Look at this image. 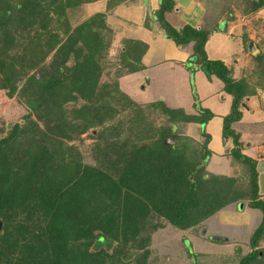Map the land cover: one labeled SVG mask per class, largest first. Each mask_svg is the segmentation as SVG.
Instances as JSON below:
<instances>
[{"label": "trees", "instance_id": "obj_1", "mask_svg": "<svg viewBox=\"0 0 264 264\" xmlns=\"http://www.w3.org/2000/svg\"><path fill=\"white\" fill-rule=\"evenodd\" d=\"M122 1L107 0V9ZM81 2L0 0V85L10 96L19 92L30 107L24 124L15 122L0 136V264H130L133 251L134 264H147L157 230L171 223L189 235L225 204L247 196L262 212L251 236L253 248L223 262L251 264L264 232V198L259 196L257 161L241 151L232 123L241 116V97L254 89L244 77L231 76L222 59L207 56L209 30L189 24L176 28L165 17L174 1L159 0L151 12L164 34L179 46L193 41L188 62L209 79L216 75L232 95L221 134L223 140L232 139L236 176L209 171L205 159L211 135L204 125L214 113L197 103L198 112H189L162 99L136 102L117 79L100 83L101 59L108 49L106 12L71 24L66 10ZM251 4L257 9L264 0ZM124 40L121 59L129 65L124 72L142 69L148 44L134 37ZM260 73L264 77V69ZM127 107H134L129 125L119 119L105 124ZM157 108L165 115L159 124L148 114ZM189 122L197 123L200 139L178 132ZM90 127L95 128L94 161L85 162L66 140ZM192 254L191 264H199L206 253Z\"/></svg>", "mask_w": 264, "mask_h": 264}, {"label": "rangeland", "instance_id": "obj_2", "mask_svg": "<svg viewBox=\"0 0 264 264\" xmlns=\"http://www.w3.org/2000/svg\"><path fill=\"white\" fill-rule=\"evenodd\" d=\"M207 2L213 4L209 3L212 5L208 6L211 13L205 15L206 19L215 15L219 8L228 7L230 9L233 32L238 34L242 42V51L240 52V43L236 39H226L221 35V32L226 30V19L213 23L214 26L218 25V28L222 30H216L214 34H212L213 28L210 32L207 31L208 20L205 19L206 25L202 24L203 29L207 31V36L211 37L206 42L205 48L209 56L221 57L230 73L232 69L237 73L240 72L241 77H244L254 89L253 93L244 94L241 97V101L246 103V107H242L241 116L233 123V127L238 130L242 139L241 151L252 155L257 161L259 196L264 198V77L260 73L264 69V5L252 9V0H207ZM84 3L86 2L82 0L77 6L67 8L71 24L85 19L87 14L91 15L95 5L86 6L87 4H85L81 7ZM125 3L114 6L115 15L109 12L108 17L105 16L103 20L105 26L107 25L103 26V33L104 39L108 42V49L101 59L104 74L100 77V83L117 79L119 88L131 100L136 99V102L159 97L164 98L167 105H182L181 107L187 108H184L185 110H192L194 103L209 108L214 114L206 123V130L211 134L209 141L211 151L205 159L207 169L215 173L227 172L236 176L237 167L229 162L228 153H225V146L231 144L233 146V142L228 138L229 142L224 144L221 139L222 115L229 110L230 105L228 93L221 88L223 81L215 77L210 81L203 70L198 69L192 61L188 62V59L193 60V57H189L193 49H182V46H178L179 49L175 50V45L167 41V35H163L164 38L160 35L154 36L145 27L140 28L136 34L145 39L148 38L150 51L147 61L153 65L133 71L134 73L124 72L129 68V65L122 62L121 49L125 45L124 39L134 36V21L140 18L141 13L139 7L134 4V0H125ZM200 8L199 11L196 8L198 17H196L194 6L191 4L185 10H181L178 15L173 13V19L188 20L191 23L203 20V5ZM225 10L223 9L221 12ZM116 13L119 16H116ZM229 28L231 29V26ZM249 42L252 43L250 49L248 48ZM255 44L257 48L254 46ZM258 53H261L262 57L256 56ZM52 54L53 51L45 57L44 62L49 61ZM237 59L241 63L242 69H240L241 65L237 70L235 69V60ZM69 62L74 61L69 60ZM120 73L123 74L119 75ZM70 105L67 104V106ZM194 108L196 109L195 106ZM254 110L257 112L256 115L252 114ZM29 111L30 107L19 92L10 96L6 93V89L0 85V136L7 134L15 122L24 124L26 122L24 115ZM196 112L198 111L196 110ZM133 114L134 107L124 108L115 114V119L109 120L105 124L119 119L126 127ZM148 114L149 119L156 124L165 121V115L158 108L149 109ZM30 116L35 117L33 113ZM93 129L95 128L90 127L85 132L66 140L68 144L75 145L80 150L85 162L94 161L91 155V145L96 139ZM178 132L200 139L197 123H183ZM132 135H134V131ZM242 173L245 175V172L242 171ZM225 181L228 182V180ZM249 200L250 197L247 196L225 204L198 223L195 226V232L189 235L183 234L182 230L168 223L154 233L149 244L151 252L147 264H191L195 260L193 254L191 257L188 255L189 251L206 253L201 256L199 264H228L223 261H229L232 258L235 261L239 257L235 255V252L244 255L253 248L250 245L251 236L262 218L261 210L251 206ZM212 201L216 202L217 197ZM2 226L3 222H1L0 234L3 232ZM214 235L226 237V239L214 238ZM256 243L255 247L259 249L251 264H264V232ZM140 252L141 250H135V254ZM131 258L130 264H134V251Z\"/></svg>", "mask_w": 264, "mask_h": 264}, {"label": "crops", "instance_id": "obj_3", "mask_svg": "<svg viewBox=\"0 0 264 264\" xmlns=\"http://www.w3.org/2000/svg\"><path fill=\"white\" fill-rule=\"evenodd\" d=\"M144 0H134V4L136 5V6H138L139 7V9H140V11H141V13H140V18L139 19H137L136 21H134V36H132V35H130V36H132V37H134V38H138V39H141V40H143V41H145L147 44H148V47H147V50H146V52L144 53V55L142 56V61H143V63H144V66H143V68L142 69H144V68H146L147 66H151V65H153V63H150L149 64V61H147V56H148V54H149V51H150V49H149V43H148V41H147V39L148 38H144L143 36H140L139 34H136V32H139V29L141 28H146V30H149L151 33H153V35L154 36H156V35H160L162 38H164L163 37V35H165L164 34V30L161 28V27H158V23H157V21H156V18H154L153 16H152V13H151V11H153V10H155V9H157L158 8V6H159V0H146V1H144ZM174 1V5H173V7L170 9V10H168V11H166L165 12V17H166V19L173 25V26H175L176 28H181L184 24H190V25H193V26H196V25H201V27H202V24L204 23L205 25H206V20H208L209 22V25H211V23H212V25L211 26H209V25H206V27L207 28H211L212 26H213V23L214 22H221L222 20H224V19H226V22H227V26H226V30H224V31H222L221 33V35H223L226 39H228V38H230V39H232V38H234V39H236L239 43H240V52L242 51V42H241V39H240V37L238 36V34H235L234 32H233V28H232V26H233V20L231 19V15H232V13L230 12V9L227 7V8H219V10L215 13V15H212L211 17L209 16V18L210 19H206V17H205V15L208 13V15H210L209 13H211V11H210V9H209V7L208 6H212V5H209V3H211V4H213L212 2H207V0H173ZM147 2V4H145ZM122 3H124V4H126L125 3V0L124 1H122V2H120V3H118V4H116V5H114L115 7L116 6H118L119 4H122ZM228 3V2H227ZM85 4H87L86 6H91L92 4H94L95 6L92 8L93 9V11L90 13V14H92V13H94V12H97V11H105L106 12V17H108V13L110 12V14H114L115 15V11H114V6L112 7V8H110V9H107V0H91V1H88V2H86V3H84L81 7H83ZM193 5L194 6V10H195V14H196V17H198V15H197V11H196V8H197V10L199 11L201 8H200V6L201 5H203V20H196L194 23H191L190 21H188V20H182V19H180L181 21H177V20H174L173 19V13H177V15H178V13L181 11V10H185L189 5ZM201 4V5H200ZM208 4V5H207ZM231 4H232V2H231ZM225 10V11H223V12H221V10ZM80 10H81V8H80ZM89 14H87V15H85L86 17L88 16ZM146 15H148L149 16V25H146L145 23H144V21H145V18H146ZM116 16H119V15H117V13H116ZM195 16V15H194ZM195 17V18H196ZM205 17V18H204ZM83 18H84V16H83ZM82 19V18H81ZM206 19V20H205ZM180 22V23H179ZM216 26V25H215ZM231 26V29L229 28ZM215 31L216 30H213L212 31V34H214L215 33ZM219 35H220V33H218ZM211 35V34H210ZM168 39H167V41H169V42H171L172 44H174L175 45V50L176 49H179L178 48V46L179 45H177L176 43H175V41L172 39V38H169V37H167ZM211 37L210 36H208V38L206 39V42L208 41V39H210ZM206 42H205V45H204V47L206 48ZM237 42V43H238ZM183 48H188V50H190V49H193V41H190V42H188L187 44H185V46H182V49ZM206 50V49H205ZM193 51V50H192ZM206 54H207V56L209 57V58H219V59H221V57H217V56H215V57H212V56H209V54L207 53V51H206ZM223 60V59H222ZM236 61V65H235V69L237 70L238 68H239V66L241 65V63L240 62H238V59L237 60H235ZM234 61V62H235ZM198 69H201L200 67H198ZM240 69H242V65L240 66ZM141 70V69H140ZM202 70V69H201ZM137 71V70H136ZM135 72V71H134ZM134 72H132V73H134ZM235 72V73H234ZM131 74V73H130ZM231 74H232V76L235 78V79H238V78H240L241 77V73L239 72V73H237V71H235L234 69H232V71H231ZM243 76H244V74H242ZM213 77H215V78H218L216 75H212L211 76V78L209 79L210 81H212V79H213ZM218 79H220V78H218ZM222 86H221V88L223 89V84H221ZM142 86H143V84H142ZM224 90V89H223ZM225 91V90H224ZM226 92V91H225ZM228 93V92H227ZM228 96H229V102H230V105H231V99H232V95L230 94V93H228ZM154 99H162V100H164V101H166L164 98H159V97H156V98H154ZM153 100V99H152ZM146 101V100H145ZM230 105H229V110H230ZM172 106H182V105H172ZM183 108H185V107H183ZM185 109H187V108H185ZM240 109H241V112H242V107L240 106ZM228 110V111H229ZM187 111H189V112H196V109L194 108V106H193V109L192 110H187ZM227 111V112H228ZM226 112V113H227ZM225 113V114H226ZM252 114H254V115H256L257 114V112L254 110L253 111V113ZM224 115V114H223ZM223 115H222V117H223ZM208 122V121H207ZM206 122V123H207ZM235 122V121H234ZM233 122V123H234ZM190 123V122H189ZM192 123H194V122H192ZM206 123H205V129H206ZM233 123H232V127H233ZM234 128V127H233ZM235 129V128H234ZM236 130V129H235ZM236 131H238V130H236ZM221 133H222V126H221ZM211 135V134H210ZM211 139V138H210ZM221 139H222V141H223V143L224 144H227L228 142H229V140H223V138H222V134H221ZM231 141H232V139L231 138H229ZM241 139V138H240ZM242 140V139H241ZM244 142V141H243ZM208 146H209V143H208ZM226 148H225V153L227 154V156H228V158L230 159L229 160V162H231L232 163V158H231V156H230V154H229V150H230V148L232 147V144L231 145H228V146H225ZM250 156H252V155H250ZM228 172H230V170H228ZM220 173V172H219ZM222 173H224V174H228L227 172H222ZM222 239H226V237L225 238H222Z\"/></svg>", "mask_w": 264, "mask_h": 264}, {"label": "flooded vegetation", "instance_id": "obj_4", "mask_svg": "<svg viewBox=\"0 0 264 264\" xmlns=\"http://www.w3.org/2000/svg\"><path fill=\"white\" fill-rule=\"evenodd\" d=\"M152 13V12H151ZM152 16L154 17V15H153V13H152ZM155 18V17H154ZM157 21V20H156ZM158 24H159V22H157ZM188 24V23H187ZM185 25V24H184ZM190 25V24H189ZM191 26H193V25H191ZM159 27V26H158ZM193 27H196V28H198V29H202L203 28V26L201 27V25H196V26H193ZM212 28H213V30H217V31H222L220 28H218V25H216V26H212L211 28H207L208 30H209V32H210V30H212ZM178 29H180V28H178ZM207 38H208V36H207ZM250 43V42H249ZM256 48H257V45L255 44L254 45ZM248 48L250 49V47L248 46ZM231 74V73H230ZM245 76V75H244ZM240 105H241V107H246V103L244 102V101H240ZM223 238V237H222ZM225 238V237H224Z\"/></svg>", "mask_w": 264, "mask_h": 264}, {"label": "water", "instance_id": "obj_5", "mask_svg": "<svg viewBox=\"0 0 264 264\" xmlns=\"http://www.w3.org/2000/svg\"><path fill=\"white\" fill-rule=\"evenodd\" d=\"M251 45H252V43L250 42V43H249V47H251ZM260 167H262V164H260ZM1 222H2V221H1V219H0V226H1ZM214 237H216V238H222V237H217V236H215V235H214ZM223 238H224V237H223ZM238 250H239V249H238ZM259 253H261V252H259Z\"/></svg>", "mask_w": 264, "mask_h": 264}]
</instances>
